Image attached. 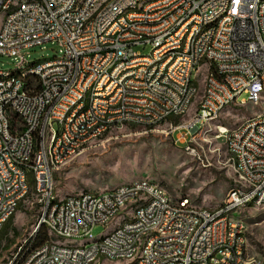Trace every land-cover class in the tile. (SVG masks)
Wrapping results in <instances>:
<instances>
[{
    "label": "built area",
    "instance_id": "1",
    "mask_svg": "<svg viewBox=\"0 0 264 264\" xmlns=\"http://www.w3.org/2000/svg\"><path fill=\"white\" fill-rule=\"evenodd\" d=\"M11 1L0 0V7ZM203 21H214V28L203 29ZM49 42L59 44L60 56L25 58V49ZM0 54L16 59L14 70L33 64V72L15 81L0 67V222L25 190L18 164H29L39 187L31 207L49 236L28 249L36 257L20 255L23 264H85L95 253L127 256V264H264L253 256L244 262L246 224L229 217V210L264 206V0H113L105 8H97V0L86 7L77 0H20L0 35ZM36 78H44L45 97L32 100ZM192 92H201V99L192 100ZM247 104L261 110L218 131L234 153V182L235 170H242L255 187L227 193L218 207L173 198L144 179L125 183L117 194L78 192L66 195L64 206L43 207V199L55 195V173L70 163L69 154H81L90 133L106 136L115 122L135 126L127 116L148 119L152 130L198 108L193 122L174 128L186 130V140L205 118ZM6 116H13V130H6ZM36 121L44 123L42 134L33 133ZM56 122H64V133H56ZM30 151H37V160H30ZM51 160L58 167L44 173ZM144 196H152V206L132 216L131 225L96 248H75L76 239H94L96 226L108 225L115 213L128 214Z\"/></svg>",
    "mask_w": 264,
    "mask_h": 264
},
{
    "label": "rangeland",
    "instance_id": "2",
    "mask_svg": "<svg viewBox=\"0 0 264 264\" xmlns=\"http://www.w3.org/2000/svg\"><path fill=\"white\" fill-rule=\"evenodd\" d=\"M23 54L28 61L34 62L60 56L61 47L57 42H49L25 49ZM16 64L14 57L0 54L1 68L14 70ZM200 98L201 92L194 100ZM194 110L191 108L185 116L169 120L152 130L139 125L114 128L55 173L57 195L64 197L78 192L110 191L125 183L144 179L163 187L173 198H189L199 207H218L234 183L230 154L218 128H234L260 111L261 107L253 104L229 106L216 120L205 123L185 140L181 133L186 130L179 132L174 128L191 121ZM31 193L15 213L13 229L7 228L0 235V264H10L19 246L37 226L38 211L31 207L36 203ZM133 213L134 209L128 214L120 213L109 227L96 226L94 239H76L75 244H90L110 235ZM232 215L240 217L246 224L247 256L264 257V206L236 210ZM57 244L64 245V242ZM100 261L98 259L93 264L127 263L108 259Z\"/></svg>",
    "mask_w": 264,
    "mask_h": 264
},
{
    "label": "bare ground",
    "instance_id": "3",
    "mask_svg": "<svg viewBox=\"0 0 264 264\" xmlns=\"http://www.w3.org/2000/svg\"><path fill=\"white\" fill-rule=\"evenodd\" d=\"M24 3H37L41 0H22ZM79 7H86L88 5L89 0H77ZM113 0H97V8H105V4L107 2ZM20 7V0H12L10 4L5 5L4 7H0V35H5V27L9 25V18L17 15V10ZM214 28V21H203V29H212ZM177 56H184V49H177ZM22 72H33V64H25L22 65V70H5L1 68V73H7V81H15V79L22 78ZM33 88L34 93H32V100H39V97H45V82L44 78H36L33 81ZM199 92H192V100L195 99ZM201 99V98H200ZM189 111V110H188ZM187 111V112H188ZM187 112H181L180 115L177 117L180 118L185 116ZM198 115V108H195L194 112L192 113V119L189 122H193L194 118ZM214 121V117H207L205 118L204 123L199 124L197 126V131L202 128V126L207 123ZM20 122H27V115H20ZM189 122L185 123L188 124ZM127 124H135L139 126H143L145 128H149V120L148 119H135V116H127ZM122 122H115L114 128L122 127ZM158 125H152V128ZM5 127L6 130H13V116H6L5 119ZM44 131V123L43 121H36L35 126H33V133L35 134H42ZM56 133H64V122H56ZM105 135V131H96L90 133V141L89 142H82L81 143V152L85 148H87L92 142L98 140L99 138ZM230 154V161H234V153ZM78 154H69L68 155V162L73 160ZM30 160H37V151H30ZM52 167H58V160H51V162H45L44 164V173H51ZM18 171L21 177L23 178V185H24V192L21 194V197H17V206L16 210H8L6 211V216H4L3 221L0 222V232L2 231L3 227L5 226L6 222L11 218L16 211L18 210L19 206L21 205L22 201L28 196L30 192H32V196L34 201L37 202V198H39V187H37V175L36 170L30 169L29 164H18ZM235 177H237V182L228 190V193H233L236 191H241L242 186L245 187H255V180L251 179V177L242 176V170H235ZM147 182V186H159L157 184ZM119 189H125V184L120 185L110 191H107L108 194H117ZM188 203H193L191 199L186 198ZM66 203V197L60 198L56 191L53 197H49L48 199H43V207H51L54 205L57 206H64ZM122 204H129V197H122ZM152 206V196H144V200H139L136 203L130 204L128 206V211L134 209L133 216H137L139 212H142L144 209H150ZM236 210H229V217H233V213ZM120 213H115L113 219L105 225V227H109V225L116 219V217ZM126 214V213H125ZM245 223V222H244ZM132 224V217L126 219L114 232H112L108 236H103L100 239H96L90 244L84 243V245H76L75 248H96L98 246V241H106L107 238L113 237L116 235L120 228L123 226H129ZM41 225H44V218H38L37 226L32 234L25 240L24 244L20 245L18 251L14 255L13 259L11 260L10 264L15 262L16 264H23V257L20 255L24 252L28 251V257H36V250H28L29 248L33 247L32 243L36 236V233ZM243 242L244 246H248V240L246 236V230L243 231ZM57 249H64V245L57 244ZM253 258H261L264 262V257L262 256H253ZM100 259L101 263L103 260H112V261H125L127 262V256L124 255H117V256H108L103 255V253H95L94 258L91 261H88L85 264H93ZM99 262V263H100ZM244 262H252V256L248 257L244 255ZM127 264V263H124Z\"/></svg>",
    "mask_w": 264,
    "mask_h": 264
},
{
    "label": "trees",
    "instance_id": "4",
    "mask_svg": "<svg viewBox=\"0 0 264 264\" xmlns=\"http://www.w3.org/2000/svg\"><path fill=\"white\" fill-rule=\"evenodd\" d=\"M177 118H171V119H177ZM13 220H14V215L11 218H9V220L6 222L5 226L3 227L2 231L0 232V235L5 233V230L7 228L13 229V226H12ZM35 237H36V239L34 238L35 241L33 240L32 246L34 245V243L38 245V244L44 243L47 240H49V236H48L46 226H44V225L40 226Z\"/></svg>",
    "mask_w": 264,
    "mask_h": 264
},
{
    "label": "crops",
    "instance_id": "5",
    "mask_svg": "<svg viewBox=\"0 0 264 264\" xmlns=\"http://www.w3.org/2000/svg\"><path fill=\"white\" fill-rule=\"evenodd\" d=\"M202 127H203V126H202ZM234 184H235V182L230 186V188H231ZM230 188H229V189H230ZM64 197H66V196H64ZM60 198H63V197H60ZM16 212H17V211H16ZM14 215H15V214H14Z\"/></svg>",
    "mask_w": 264,
    "mask_h": 264
}]
</instances>
